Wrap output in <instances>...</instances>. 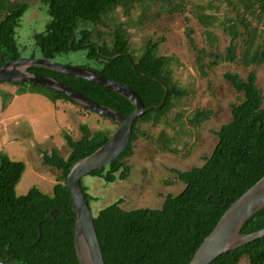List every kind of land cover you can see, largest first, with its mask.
I'll return each instance as SVG.
<instances>
[{
  "label": "trees",
  "instance_id": "1",
  "mask_svg": "<svg viewBox=\"0 0 264 264\" xmlns=\"http://www.w3.org/2000/svg\"><path fill=\"white\" fill-rule=\"evenodd\" d=\"M40 1L47 8L50 20L43 32L34 34L38 55L35 51L31 57L55 61L59 55L85 51L86 58L94 65L81 67L129 86L139 94L146 108L161 104L165 90L160 82L168 88L163 108L148 111L135 120L127 149L108 166L91 174L108 184L125 180L130 174L127 159L133 154L135 141L143 137L137 133L138 123L161 122L176 106L175 101L186 95L172 79L171 58L160 55V42L153 40L145 44L140 56H134L128 31L122 23L112 30V43L101 34L94 40L92 28L103 24L118 8L129 14L139 0ZM228 2L238 12L236 20L224 26L225 33L231 36L224 60L239 61L247 67L264 65V44L256 42L255 24L264 18V0ZM28 8V0H0V14H3L0 67L22 57L16 30ZM215 19L205 13L198 15L205 27ZM193 34V29L188 28L189 43L195 47ZM240 41L243 52L238 58ZM115 56L118 57L113 59ZM30 72L55 78L122 115L129 116L135 111L128 99L98 84L38 66ZM224 77L243 94V99L233 106L232 119L219 130V142L205 164L188 171L175 170L185 189L176 196L168 195L159 209L125 210L121 206L123 200L118 199L94 215L105 264H190L231 204L264 177V105L256 75L251 72L242 78L236 73H226ZM5 84L13 85L0 83V86ZM13 86L17 88L14 96L36 94L47 98L55 107L64 102L81 107L67 95L44 86L34 83ZM2 95L6 99L10 96ZM210 115L209 111L197 112L192 124L198 127ZM82 133L79 140L65 135L71 149L67 158L56 151L44 155V163L61 174L52 195L34 186L26 195L17 196L15 190L24 174V163L11 161L0 152V264H79L74 246L75 213L67 176L77 161L102 147L112 132L93 133L84 126ZM81 188L91 204L93 199L88 189L82 183ZM262 229L264 208L244 224L242 233ZM244 258L249 264H264V238L225 253L212 264H240Z\"/></svg>",
  "mask_w": 264,
  "mask_h": 264
},
{
  "label": "rangeland",
  "instance_id": "2",
  "mask_svg": "<svg viewBox=\"0 0 264 264\" xmlns=\"http://www.w3.org/2000/svg\"><path fill=\"white\" fill-rule=\"evenodd\" d=\"M28 3L29 8L16 30L25 58L35 51L38 55L34 34L43 32L50 20L40 0H28ZM237 12L228 0H139L129 14L118 8L103 24L87 26L93 29L94 40L101 34L112 43V30L124 24L136 57L142 54L149 40L160 42L159 54L171 58L172 79L186 93L175 101L176 106L161 122L138 123L137 133L143 137L135 141L133 154L127 159L130 168L127 179L112 184L91 175L82 179L93 199L90 206L94 215L118 199L123 200L121 206L125 210L159 209L168 195L176 196L185 189L175 170L188 171L205 164L219 142V130L232 119L233 106L243 99V94L225 79L226 73H236L242 78L255 73L264 105V65L247 67L239 61L224 60L231 41L224 26L236 20ZM201 13L216 19L205 27L198 20ZM2 18L0 14V21ZM255 24L256 42L264 44V18ZM188 28L194 31L195 47L189 43ZM242 52L243 41H240L238 58ZM55 61L73 67L94 65L86 58L85 51L62 54ZM0 89V152L25 166L15 190L17 196L26 195L34 186L52 195L61 174L44 163V155L56 151L67 158L71 149L65 135L79 140L84 126L93 133L102 130L113 133L118 127L72 103H59L55 107L47 98L37 95L13 102L17 88L5 84ZM2 94L10 96L6 99ZM200 111H209L211 115L196 127L192 120ZM240 264L249 261L244 258Z\"/></svg>",
  "mask_w": 264,
  "mask_h": 264
},
{
  "label": "water",
  "instance_id": "3",
  "mask_svg": "<svg viewBox=\"0 0 264 264\" xmlns=\"http://www.w3.org/2000/svg\"><path fill=\"white\" fill-rule=\"evenodd\" d=\"M117 57L115 56L113 59ZM37 66L103 86L132 102L135 111L129 116L122 115L112 108L89 99L55 78L31 73L30 69ZM0 83L13 85L34 83L44 86L67 95L81 107L118 124L109 140L91 155L77 161L67 176V185L75 213L74 246L78 262L79 264H105L95 227L94 214L82 192V179L108 166L127 149L135 120L144 116L148 111L164 107L168 95L167 86L160 82L165 90L161 104L146 108L139 94L125 84L108 79L89 68L66 66L42 57H21L6 62L0 67ZM263 208L264 177L231 204L214 230L195 252L190 264H212L225 253L264 238V229L251 234L242 233L244 224Z\"/></svg>",
  "mask_w": 264,
  "mask_h": 264
},
{
  "label": "crops",
  "instance_id": "4",
  "mask_svg": "<svg viewBox=\"0 0 264 264\" xmlns=\"http://www.w3.org/2000/svg\"><path fill=\"white\" fill-rule=\"evenodd\" d=\"M29 95H36V94H24V95H20V96H17L15 95L14 99H13V102L17 99H21V98H25V97H28ZM37 96H40V95H37ZM36 97V96H35ZM43 97V96H42Z\"/></svg>",
  "mask_w": 264,
  "mask_h": 264
}]
</instances>
